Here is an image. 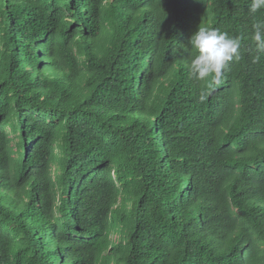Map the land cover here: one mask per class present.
Returning <instances> with one entry per match:
<instances>
[{
  "label": "trees",
  "instance_id": "1",
  "mask_svg": "<svg viewBox=\"0 0 264 264\" xmlns=\"http://www.w3.org/2000/svg\"><path fill=\"white\" fill-rule=\"evenodd\" d=\"M250 3L0 0V264H264ZM199 26L241 39L219 83Z\"/></svg>",
  "mask_w": 264,
  "mask_h": 264
},
{
  "label": "clouds",
  "instance_id": "2",
  "mask_svg": "<svg viewBox=\"0 0 264 264\" xmlns=\"http://www.w3.org/2000/svg\"><path fill=\"white\" fill-rule=\"evenodd\" d=\"M261 9H264V0H251V13L255 14ZM253 28L252 39L258 50L264 51V24L257 23ZM189 43L197 53L189 65L190 76L196 80L211 76L219 83L228 62L240 59L241 39L217 28L199 26L191 35ZM259 59V56L255 57L256 62ZM201 99H204L203 95Z\"/></svg>",
  "mask_w": 264,
  "mask_h": 264
},
{
  "label": "rangeland",
  "instance_id": "3",
  "mask_svg": "<svg viewBox=\"0 0 264 264\" xmlns=\"http://www.w3.org/2000/svg\"><path fill=\"white\" fill-rule=\"evenodd\" d=\"M113 239H114V240H118V235H114V236H113Z\"/></svg>",
  "mask_w": 264,
  "mask_h": 264
}]
</instances>
